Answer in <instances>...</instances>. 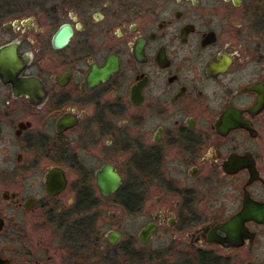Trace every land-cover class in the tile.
Returning <instances> with one entry per match:
<instances>
[{
    "label": "flooded vegetation",
    "instance_id": "obj_1",
    "mask_svg": "<svg viewBox=\"0 0 264 264\" xmlns=\"http://www.w3.org/2000/svg\"><path fill=\"white\" fill-rule=\"evenodd\" d=\"M128 262L264 264V0H0V264Z\"/></svg>",
    "mask_w": 264,
    "mask_h": 264
},
{
    "label": "water",
    "instance_id": "obj_2",
    "mask_svg": "<svg viewBox=\"0 0 264 264\" xmlns=\"http://www.w3.org/2000/svg\"><path fill=\"white\" fill-rule=\"evenodd\" d=\"M97 183L99 184L100 188L102 189L104 193H107V192L109 193L113 191L114 189H116L121 184V179L117 178V179H108V180H98ZM147 232H148V229H145L141 232L140 236H141V240L143 244L147 243L146 242Z\"/></svg>",
    "mask_w": 264,
    "mask_h": 264
},
{
    "label": "rangeland",
    "instance_id": "obj_3",
    "mask_svg": "<svg viewBox=\"0 0 264 264\" xmlns=\"http://www.w3.org/2000/svg\"><path fill=\"white\" fill-rule=\"evenodd\" d=\"M136 231H137V229L134 228V226L131 223V220H125V223L121 229V232H123V235H124V240H126L128 236L135 234ZM126 264H133V263L128 262Z\"/></svg>",
    "mask_w": 264,
    "mask_h": 264
}]
</instances>
